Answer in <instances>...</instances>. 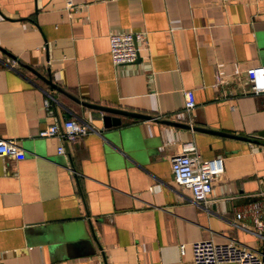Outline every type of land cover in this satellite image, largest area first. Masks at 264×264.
<instances>
[{
  "label": "crops",
  "instance_id": "obj_1",
  "mask_svg": "<svg viewBox=\"0 0 264 264\" xmlns=\"http://www.w3.org/2000/svg\"><path fill=\"white\" fill-rule=\"evenodd\" d=\"M66 1L0 0V138L24 152L0 156V264H187L200 239L264 257L246 213L264 188V93H243L264 65V0ZM109 31L146 45L112 64ZM68 117L91 130L65 145L37 135ZM186 140L222 163L199 205L170 170Z\"/></svg>",
  "mask_w": 264,
  "mask_h": 264
},
{
  "label": "built area",
  "instance_id": "obj_2",
  "mask_svg": "<svg viewBox=\"0 0 264 264\" xmlns=\"http://www.w3.org/2000/svg\"><path fill=\"white\" fill-rule=\"evenodd\" d=\"M66 8L76 7L70 1L65 2ZM108 55L112 64L129 63L134 61L139 50L145 47L144 31H109ZM15 59L10 60V64ZM247 90L243 91L259 95L264 93V65L253 66L245 71ZM222 80L218 76L215 82ZM195 106L194 94L191 89L183 90V109L190 110ZM91 130L87 125L75 118H65L61 123H51L38 131L40 137L58 136L63 144L70 143ZM59 144L57 153L64 151V145ZM0 156H11L22 159L24 152L14 139L0 138ZM170 170L176 184L191 190V202L199 205L207 201L211 190L212 179L222 170L219 158L200 159L195 145L186 140L180 143L178 152L169 158ZM259 199L250 203L246 213L256 230L262 231L264 238V217H262L261 198L264 200V188L258 192ZM242 212L236 213L240 218ZM191 257L187 264H264V257L256 250L234 242L216 243L211 239H200L191 242Z\"/></svg>",
  "mask_w": 264,
  "mask_h": 264
},
{
  "label": "water",
  "instance_id": "obj_3",
  "mask_svg": "<svg viewBox=\"0 0 264 264\" xmlns=\"http://www.w3.org/2000/svg\"><path fill=\"white\" fill-rule=\"evenodd\" d=\"M31 71H33L36 75H38L40 77L41 80H43L44 82H46L47 84H49L50 88H53V84L50 82L49 78H44V76H41L40 74H38L35 70H33V68L28 67ZM86 106L94 108V109H98L100 111L103 112H107V113H113V114H117V115H127V116H135V117H143V118H148V116H144V115H140V114H136V113H131V112H127V111H123V110H119V109H115V108H108L105 106H100V105H96V104H90V103H84ZM102 119V124L103 127H109L111 125H117L119 124L120 120L119 118L116 117H111L109 115H103L101 117ZM227 135H231V134H227ZM235 137H241V136H235ZM244 139H249V138H245V137H241ZM91 231V229H90ZM92 233V231H91Z\"/></svg>",
  "mask_w": 264,
  "mask_h": 264
}]
</instances>
